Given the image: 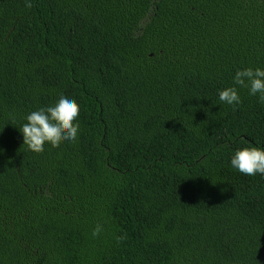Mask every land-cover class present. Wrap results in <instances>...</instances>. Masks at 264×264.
<instances>
[{"label":"trees","instance_id":"trees-1","mask_svg":"<svg viewBox=\"0 0 264 264\" xmlns=\"http://www.w3.org/2000/svg\"><path fill=\"white\" fill-rule=\"evenodd\" d=\"M0 0V264H264V0ZM75 141L20 126L61 93ZM100 225L102 231L93 236Z\"/></svg>","mask_w":264,"mask_h":264},{"label":"clouds","instance_id":"clouds-1","mask_svg":"<svg viewBox=\"0 0 264 264\" xmlns=\"http://www.w3.org/2000/svg\"><path fill=\"white\" fill-rule=\"evenodd\" d=\"M25 3L26 7L32 6L31 0H25ZM232 80V85L218 90L221 103L233 107L239 105V86L247 88L249 95L256 96L264 104V68H238ZM79 114L80 105L75 98L61 92L52 104L33 110L24 117L25 123L19 128L23 143L30 151L40 153L44 151L45 144L56 146L62 140L75 141L80 130ZM230 165L244 175L264 177V147L249 145L235 149L230 156ZM101 231V226L96 225L92 234L95 236Z\"/></svg>","mask_w":264,"mask_h":264}]
</instances>
